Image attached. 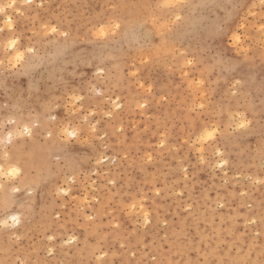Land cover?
<instances>
[{
	"label": "rangeland",
	"instance_id": "1",
	"mask_svg": "<svg viewBox=\"0 0 264 264\" xmlns=\"http://www.w3.org/2000/svg\"><path fill=\"white\" fill-rule=\"evenodd\" d=\"M0 166V264H264V0H0Z\"/></svg>",
	"mask_w": 264,
	"mask_h": 264
},
{
	"label": "bare ground",
	"instance_id": "2",
	"mask_svg": "<svg viewBox=\"0 0 264 264\" xmlns=\"http://www.w3.org/2000/svg\"><path fill=\"white\" fill-rule=\"evenodd\" d=\"M0 171H1V166H0ZM12 171V173H16L17 172V170L16 169H13V170H11ZM14 171V172H13Z\"/></svg>",
	"mask_w": 264,
	"mask_h": 264
}]
</instances>
